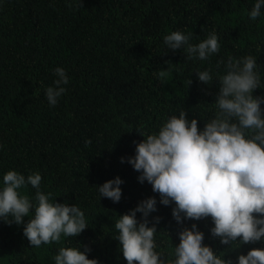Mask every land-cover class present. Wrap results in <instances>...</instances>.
<instances>
[{
  "label": "trees",
  "instance_id": "trees-1",
  "mask_svg": "<svg viewBox=\"0 0 264 264\" xmlns=\"http://www.w3.org/2000/svg\"><path fill=\"white\" fill-rule=\"evenodd\" d=\"M251 5L252 0H81L80 7H69L65 0H3L0 173L39 171L42 190L78 204L89 227L74 241L88 245V257L100 264H126L112 237L114 221L141 199L156 196L149 219L161 218L156 240L167 256L182 225L171 216L172 205L160 204L159 194L120 157L134 154L133 141L143 139L138 131L154 130L181 107L202 127L213 112L218 82L204 85L195 71L208 68L215 76L223 70L217 64L222 58L256 56L262 88L253 94L264 95V5L254 20L247 15ZM176 29L193 33V43L215 30L219 53L200 61L185 59L182 49H167L163 34ZM56 66L70 79L58 103L49 106L44 87ZM117 175L123 180L119 202L99 199L95 185ZM193 222L205 234L203 243L225 259L264 247L255 242L228 248L210 235V217L184 225ZM22 227L0 221V264H54L58 247L73 239L31 246Z\"/></svg>",
  "mask_w": 264,
  "mask_h": 264
},
{
  "label": "clouds",
  "instance_id": "clouds-1",
  "mask_svg": "<svg viewBox=\"0 0 264 264\" xmlns=\"http://www.w3.org/2000/svg\"><path fill=\"white\" fill-rule=\"evenodd\" d=\"M65 3L80 7L81 0ZM262 5L264 0H252L248 17H259ZM192 37L193 33L176 29L163 34L162 39L167 49H182L187 60L206 61L219 53L221 44L215 30L195 43ZM217 64L223 70L215 76L208 68L195 71L204 85L218 82L213 112L202 127L181 107L154 130H137L143 139L133 141L134 154L120 157L138 172L139 182H148L159 194L160 204L172 205L171 216L182 225L178 243L170 242L171 251L166 256L158 250L156 240L161 218L149 219L157 209L156 196L141 199L118 214L112 237L118 241L126 264H264V247H252L238 254L235 261L225 259L203 243L205 234L196 223L184 225L185 220L210 217V235L232 249L233 245L264 242V95L253 94L262 88L259 64L251 54L229 55ZM52 71L53 81L44 87L49 106L58 103L70 79L63 66ZM191 82L189 78L188 84ZM41 180L39 171L25 174L9 168L0 173V221L23 225V235L31 246L73 238L58 247L51 258L54 264H100L97 258L88 257V245L74 241L89 227L83 209L57 201L51 192L42 190ZM122 183L117 175L95 185L99 199L119 202ZM27 186L34 191L22 192ZM137 213L141 214L139 219Z\"/></svg>",
  "mask_w": 264,
  "mask_h": 264
}]
</instances>
